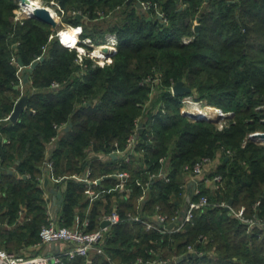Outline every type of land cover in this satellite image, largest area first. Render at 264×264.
Segmentation results:
<instances>
[{"label":"trees","instance_id":"trees-1","mask_svg":"<svg viewBox=\"0 0 264 264\" xmlns=\"http://www.w3.org/2000/svg\"><path fill=\"white\" fill-rule=\"evenodd\" d=\"M136 1L57 0L64 10L88 13L93 22L97 9L123 6V17L108 28L118 38L113 62L93 66L88 61L79 74L75 50L62 45L58 36L49 39L56 32L49 24L34 17L15 20L18 0H0V248L31 255L44 249L29 247L39 242L41 226L48 221L47 187L40 186L39 175L48 154L46 143L53 136L59 133L49 151L55 174H70L83 169L93 152L109 150L115 141L123 146L140 117L146 127L140 132L144 149L133 157V199L116 192L101 195L92 205L87 229H96L99 215L110 211L116 197L122 221L111 226L105 250L117 261L130 264L140 257L172 264H264V229L248 232L225 206L205 207L196 214L194 224L171 233L148 230L140 222L125 219L128 210L149 216L157 205L173 215L185 201V165L219 153L221 163L215 173L222 174V185L212 191L203 187L202 192L214 203L232 200L235 208L245 206L248 215L264 216V144L248 138L249 133L264 129V0H152L166 20L155 10L143 11ZM90 20L74 16L67 22H83L81 38L102 40L96 35L105 31L92 30ZM197 22L201 24L198 32ZM185 36L193 39L185 42ZM19 57L24 67L39 60L29 73L25 91L15 87L24 81L20 73L28 72L13 61ZM158 73L163 79L154 91L141 84L147 75ZM178 80L192 91L173 95L171 85ZM23 92L28 94L25 110L15 122L5 119ZM188 95L232 111L230 122L219 129L213 120L182 113V98ZM67 121L69 128L59 131L56 124ZM160 157L166 161L159 162ZM92 164V175H99L105 166L100 160ZM165 167L170 180L158 175L139 210L141 188L135 177L144 168L161 173ZM60 186L61 223L72 226L88 200L83 184L68 179ZM21 208L25 221L13 228L5 226L16 222ZM201 235L208 240L201 242ZM189 244L204 254L188 253ZM64 264L110 262L95 253L88 263L85 257H77Z\"/></svg>","mask_w":264,"mask_h":264},{"label":"built area","instance_id":"built-area-1","mask_svg":"<svg viewBox=\"0 0 264 264\" xmlns=\"http://www.w3.org/2000/svg\"><path fill=\"white\" fill-rule=\"evenodd\" d=\"M142 3V8L146 11L155 10L158 15L161 16L163 20H166L165 13L160 10L159 4L153 1H145L140 0ZM59 6L60 10H64L61 8L58 2H56ZM19 5H21L19 1ZM81 27V31L78 33L80 36L83 32L82 25H75ZM116 35V34H115ZM60 37V31L57 34ZM117 36V35H116ZM79 38V37H78ZM61 40V38H60ZM115 42L112 43V48L115 51L117 50L118 38L115 37ZM190 40V39H189ZM188 40V41H189ZM83 42L82 38L77 39L76 43L80 44ZM62 45L68 48H74L72 46H67L61 40ZM15 63H18L17 59L13 58ZM20 66V65H19ZM21 67V66H20ZM157 75V74H156ZM149 77H145L141 84L150 85L153 90L154 86L161 82V78L155 77L153 78V82L149 81ZM156 83V84H152ZM54 86H57V83H53ZM171 85V92L173 95V89ZM190 96L184 97V101L190 102ZM193 100V99H192ZM198 102L199 101H195ZM209 106V105H208ZM221 114L225 112L222 108L214 107ZM166 111L165 106H162L161 112L164 113ZM187 111V110H186ZM189 111L187 114L189 115ZM191 116V115H190ZM206 117V116H205ZM210 119V117H207ZM5 119H10V115H8ZM146 127V123L141 120L139 117L135 125L132 127L130 132L128 133L123 146L119 145L118 141H115L113 147L109 150H105L99 153H94L90 155V160L88 167L85 170L82 181L84 183V192L89 196L90 200L93 201L99 195V191L95 189V185L97 180L92 177L93 167L92 163L96 160H104L116 157L117 160V172L115 173V177L117 179V188L120 192H124L125 194H129L132 192L133 184V172L131 170L122 168L124 164H129L133 161V157L139 154V151H143L144 148L141 147L142 139L140 136V132ZM259 132L255 131L249 135L252 136L254 133ZM263 132V131H262ZM148 143L153 142L152 136L148 137ZM7 141V139H5ZM150 144V143H149ZM225 153L232 154L233 152L230 149H225ZM48 166L51 167L53 164V160L50 159ZM166 161L165 157H160L159 162L164 163ZM213 161V157L203 156L199 158L192 164L185 165L186 169V181L182 185L184 188V198H186V206L184 209L180 208L175 211L173 215H170L167 212L162 211L161 206L157 205L152 216H146L142 213H133L128 212L125 219L130 222H140L146 226L148 230H157L161 233H171L178 230H182L187 224H194V218L198 212H201L205 207L209 206H225L233 217L239 219L242 223L246 225L247 231L251 232L252 230L259 228L264 229V216H260L258 213L254 212L250 215L246 213L245 206H241L238 209H235L228 202H220L214 203L210 200L208 194L202 192V183L208 182L210 183L211 189H218L223 182V176L220 173H215V169L211 171H207V166L211 164ZM146 166V165H144ZM158 175L162 176L166 181L170 180L169 170L167 167L161 172L157 173L151 169L144 168L141 173L135 177V182L141 188V193L137 196V208L139 210L144 206L147 198L149 189L151 187L152 181L158 177ZM260 201H257L255 205H259ZM47 223L41 226L39 231V242L34 245V247H40L44 245H48L51 243L59 244L58 250L50 252V253H38V254H28L25 251L21 252H11L4 248H0V264H64L66 260H73L77 257H88L91 253L105 255L106 259L110 262V264H128L127 262H120L113 258V256L105 250V240L107 237V232L110 231L111 226L122 221L120 213L117 209L112 210L109 213H105L101 220H108L109 224L106 226H101L98 229L88 230L87 226L90 223V219L86 218L82 222V227H71L62 224L57 219L53 218L52 215L48 214ZM201 242H205L208 240L207 235L200 236ZM187 252L193 253L196 255L204 254L203 249H199L192 244L187 246ZM172 264L167 263L166 260L163 259H147L144 260L142 258H138L136 261H132L130 264Z\"/></svg>","mask_w":264,"mask_h":264},{"label":"rangeland","instance_id":"rangeland-1","mask_svg":"<svg viewBox=\"0 0 264 264\" xmlns=\"http://www.w3.org/2000/svg\"><path fill=\"white\" fill-rule=\"evenodd\" d=\"M145 1H152V0H145ZM56 2H57V0H50V1L41 0V3H43L44 6H47L49 9L54 11V14L53 13L52 14H53L54 18L56 19V21L58 22V25L56 27L49 24L51 29L53 31L54 30L56 31L54 34L52 33L50 35L49 39L52 36H57L59 31L64 29V28H66L67 26L68 27L75 26V25H72L71 23L67 22L68 17L72 18L74 16H77V17L80 16V20L83 21V22H88V20H90L88 13L85 15L82 12V10L77 9V8H71L68 11L67 10H63L62 11V10L59 9V6L57 5ZM153 2H155V1H153ZM18 4H19V0H18ZM182 6L183 5H180V8H182ZM141 9L143 11H146L142 7H141ZM106 10H108V11H106ZM106 10L102 9V8L97 9L96 10V14H94V15H96V17L94 18L95 21L94 22L91 21V20L89 21L90 22L89 25H90V27H92V30L96 29V31L97 30L98 31H100V30L101 31L102 30L105 31V32H103V34H100L98 32V34L96 35L97 39L98 38L101 39V37L103 39L96 42L93 39L94 37L87 36L85 38H82L83 42L80 43V44H77L78 45L77 47L71 48V49L75 50V54H76L75 55L76 57L74 58V61H75L76 64H78L80 66V70L78 71L79 74H82L84 72L85 67L88 64V61H91L93 66H95V65H105L106 63L110 64V63L113 62V52H115L114 49H103V50L100 51L101 54H99V52H97V50H96V46H98V45L100 46V45H102V43H108L109 45H112V43L116 41L115 40V37H117L115 35L116 33H114L113 31H110L108 28L111 27L116 22L120 21V18L123 17V15H124V12H123L124 10H123V6H119V7H116V9H110V10L108 8H106ZM15 12H16L15 20L21 21L25 17H30V15L28 13H26L24 11V8L22 6H20V5L18 6V8L15 9ZM82 23H80L79 25H82V27H83ZM100 35H103V36H100ZM78 37L81 38L82 36L80 35ZM58 38H59V41L61 43V40H62V39L60 40L61 36L58 37ZM189 39H193V36H191V37L190 36H185L184 37V41L185 42L188 41ZM253 42L255 43V40ZM99 43H101V44H99ZM100 55H103V56H100ZM20 75L22 77L24 76V74L22 75V72L20 73ZM156 76L157 77L160 76L161 82H162V79H163L162 73H158L157 75H155V74L147 75V77L150 78L149 79L150 83H151V80L153 82V80H154L153 78H155ZM27 82H24L23 80H21L20 84L16 85L17 86L16 88H20L22 91H25L27 88H29V85L26 84ZM55 83L58 84L57 87L59 85L61 86V84L59 82H55ZM152 84H156V83H152ZM155 87H156V85L154 86L153 91L155 90ZM23 94H27V93L23 92ZM189 96H190L189 100H191L190 102L184 101L185 100L184 99L185 96L182 98V105L180 106V111L182 113L187 114L186 110H191L193 107H196V108L207 107L213 113V115L210 116V120L215 121V123L217 124V127L219 129H223L230 122V119L233 116V112L232 111H224L225 113L221 114L219 111H217L214 108V107H217V106H213V105L209 104L207 102V100H196L193 95H189ZM186 97H188V96H186ZM192 99L195 100V101H199V103L198 102H194ZM262 107L263 106H259L258 108H262ZM218 108H220V107H218ZM56 126L58 127L59 131L62 128H66V129L69 128L68 121L67 122H63L61 125L56 124ZM256 131H259V132L263 131L264 132V129L259 128ZM251 133L248 134V138H249V135ZM58 135H59V133H58ZM58 135L53 136L52 139L49 142L46 143V150H47L48 154L45 156L44 163L42 164V169H43L44 172H42L39 175L40 186L44 187V188L47 187L45 192H44V196H45V198L47 200H49L48 198H50L51 193H52L50 191L49 187L57 188L58 187L57 184L61 185L67 180L65 178V176H64L66 174H64V175L55 174V171H54V168H55L54 160L49 155V151L52 148H54L53 146H54V143H55ZM253 140H255V139H253ZM256 141L261 143V144H264V140H256ZM50 159L53 160V164H52L51 167L48 166L49 161H51ZM54 175L56 176V178L51 177V176H54ZM46 179L48 180L47 184H45V180ZM222 202H226V200H223ZM235 209H238V208H235ZM23 221H25V214H24V211L21 208L19 210L18 216L16 218V222H13V223H10V224H5V226H7L9 228H13V227L17 226V224L19 222H23Z\"/></svg>","mask_w":264,"mask_h":264},{"label":"crops","instance_id":"crops-1","mask_svg":"<svg viewBox=\"0 0 264 264\" xmlns=\"http://www.w3.org/2000/svg\"><path fill=\"white\" fill-rule=\"evenodd\" d=\"M139 8H141V7H139ZM89 160H90V155H88V157L86 158V161H85L86 166L83 169L80 168L79 170H75V171H73L70 174L64 175L67 180L68 179H72V180H74L76 182H79V183L83 184V191H84V183L82 181V178L84 176L86 168L88 167ZM117 160L118 159L116 157H113V158H110V159L100 160V161L105 163V166L102 167L103 171L100 172L99 175H92V177L95 180H97L96 185H95V189L97 191H99V195L96 197L95 200H98L99 198H101V195H104L106 193H115V192L117 194H119L121 196V198L124 197V198L133 199V189H132L131 193L125 194L124 192H120L118 190V188H117V179L115 177V173L117 172V169H118ZM220 163H221V154L219 153V154L216 155V157L213 158V161L211 162V164H209V166H207V168H206L207 171H211V170L215 169V167L216 166L218 167L220 165ZM79 167H80V165H79ZM92 167H93V164H92ZM105 168H110V171L109 170L107 171ZM122 168L131 170L133 172V161L130 162L129 164H124L122 166ZM51 177L56 178L55 175L51 176ZM66 181L64 183H66ZM131 186L133 188V184H131ZM58 187L61 189L60 185H58ZM203 187L212 191V189L210 187V183H208V182H203L202 183V188ZM62 195H63V193H62ZM115 196H116V194H115ZM84 197L88 200V204H87L86 208L81 211V213H76L75 214L74 224L71 227H80V225H82V222L86 218L90 219V211H91L92 205L95 202V200L91 201L89 196L86 195L85 192H84ZM115 198L116 197H114L115 201H113L110 211H108L106 213H109V212H111L114 209H117L118 212L120 213L119 208H118L119 207V203H118V200L115 199ZM184 199H185V201H184L183 205L181 206L182 209H184L185 206H186V198H184ZM59 205L60 204L57 203L56 199H54L53 194L51 193L50 199L48 200V214L52 215L53 218L57 219L59 222H62L61 221V212L58 209ZM127 212H133V211L128 210ZM141 213H142V211H141ZM104 214L105 213H103L102 215L101 214L99 215L98 221H97V223H95V227L94 228L98 229V228H100L102 226V222L103 221L101 220V217ZM144 214H146V213L144 212ZM148 214H149V216L153 215L152 212H150ZM106 241H107V237H106L105 242ZM43 247H44V249L42 250L41 253H50V252L58 250L59 244L51 243V244H48V245L46 244ZM31 248H36V247H34V246L29 247V249H31ZM92 254H95V253H91L88 257H85L87 263L90 261V258H91Z\"/></svg>","mask_w":264,"mask_h":264},{"label":"water","instance_id":"water-1","mask_svg":"<svg viewBox=\"0 0 264 264\" xmlns=\"http://www.w3.org/2000/svg\"><path fill=\"white\" fill-rule=\"evenodd\" d=\"M20 1V0H19ZM134 0H127V3H130ZM137 6L142 7V3L140 0L136 1ZM30 17H34L44 23L53 25V26H57L58 22L56 21V19L54 18L51 10L47 7V6H38L35 10V13L33 14H29ZM80 18V16H78V19ZM151 17L149 16L148 19H150ZM159 18H161V16L159 15ZM201 24L197 23L195 26L196 31L198 32L200 29ZM44 56L40 57V60H43ZM18 63L21 67L25 68L28 70L27 73H25L24 75V82H27L29 80V73L32 72L34 70V68L38 65L39 60H35L33 61L29 66L24 67V63L22 61V59L19 57L18 59ZM17 87V86H15ZM173 89V93L175 95H183L185 93H190L192 91V88L189 87L188 85L185 84V82L183 80H178L177 82H175L172 86ZM27 99H28V95L27 94H23L21 97H19V99L16 101L15 106L10 114V120L11 121H17L20 114L25 110L26 107V103H27ZM189 115H191L193 118L195 119H201V118H206L209 119L201 114H195V113H189ZM251 139H255V140H264V132H256L254 133L252 136H250ZM48 183V180H45V184ZM50 191L53 194L54 199H56L58 204H61L64 200V197L62 195V191L59 187L54 188V187H50ZM232 203V200L229 201V204ZM109 224L108 220H104L102 222V226H106Z\"/></svg>","mask_w":264,"mask_h":264},{"label":"bare ground","instance_id":"bare-ground-1","mask_svg":"<svg viewBox=\"0 0 264 264\" xmlns=\"http://www.w3.org/2000/svg\"><path fill=\"white\" fill-rule=\"evenodd\" d=\"M20 3L22 7L24 8V11L28 14H33L35 13V10L38 6H43V3H41V0H20ZM49 6V5H48ZM51 10V9H50ZM51 12L54 14V11L51 10ZM81 31V27L78 26H71V27H66L62 30H60V36L62 39V42L66 44L67 46H72V47H77V39H78V33ZM112 48V45H109L108 43H102V45L96 46L97 52L100 53L101 50L103 49H110ZM103 56V55H100ZM190 113H195V114H201L206 117H210L213 115V113L210 111L209 108L203 107V108H196L193 107L191 110H187Z\"/></svg>","mask_w":264,"mask_h":264}]
</instances>
